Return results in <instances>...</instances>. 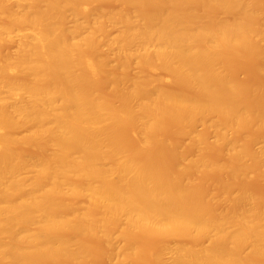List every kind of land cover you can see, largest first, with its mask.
I'll return each mask as SVG.
<instances>
[{"label": "bare ground", "instance_id": "1", "mask_svg": "<svg viewBox=\"0 0 264 264\" xmlns=\"http://www.w3.org/2000/svg\"><path fill=\"white\" fill-rule=\"evenodd\" d=\"M0 264H264V0H0Z\"/></svg>", "mask_w": 264, "mask_h": 264}, {"label": "rangeland", "instance_id": "2", "mask_svg": "<svg viewBox=\"0 0 264 264\" xmlns=\"http://www.w3.org/2000/svg\"><path fill=\"white\" fill-rule=\"evenodd\" d=\"M237 77H239V78H242V77H244V73L243 72H237Z\"/></svg>", "mask_w": 264, "mask_h": 264}]
</instances>
